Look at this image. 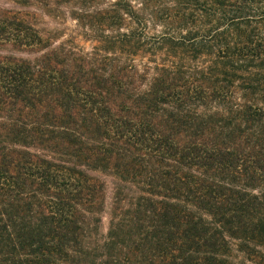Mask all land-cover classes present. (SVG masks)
<instances>
[{"label":"trees","instance_id":"16d2710c","mask_svg":"<svg viewBox=\"0 0 264 264\" xmlns=\"http://www.w3.org/2000/svg\"><path fill=\"white\" fill-rule=\"evenodd\" d=\"M0 44V264H264V0H7Z\"/></svg>","mask_w":264,"mask_h":264},{"label":"rangeland","instance_id":"374dc122","mask_svg":"<svg viewBox=\"0 0 264 264\" xmlns=\"http://www.w3.org/2000/svg\"><path fill=\"white\" fill-rule=\"evenodd\" d=\"M7 0H0V8L5 9ZM64 14V13H62ZM51 28H58L65 35V39H70L76 36V31H79L76 21L71 20L67 15L61 16V19H48L46 22ZM10 49L4 44H0V57L3 58L10 54ZM18 56L23 55L22 53H16Z\"/></svg>","mask_w":264,"mask_h":264}]
</instances>
